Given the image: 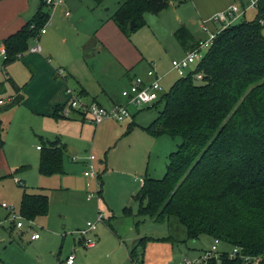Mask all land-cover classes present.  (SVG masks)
I'll return each mask as SVG.
<instances>
[{"label": "trees", "instance_id": "16d2710c", "mask_svg": "<svg viewBox=\"0 0 264 264\" xmlns=\"http://www.w3.org/2000/svg\"><path fill=\"white\" fill-rule=\"evenodd\" d=\"M102 1L95 0L97 5ZM170 1L122 0L111 18L129 35L146 24V14L156 15ZM256 8L253 21L242 19L216 35L194 70L202 73L200 82L192 74L178 77L155 103L163 101V109L144 129L154 136L179 137L181 142L169 154L163 177H145L132 199L137 203L136 216L154 221L176 216L189 239L208 235L264 261V0H258ZM48 16L47 10H39L3 40L4 66L27 50L28 41L38 37ZM175 37L186 48L196 44L184 27ZM20 102L18 95L11 105ZM134 126L128 125L125 133ZM3 133L0 122V148ZM39 138V173H63L65 144L59 138ZM47 210L46 194L24 189L20 213L26 219L45 215ZM123 213L131 214V208L125 206ZM149 239L142 237L129 248L131 262L136 260L137 248ZM220 259L221 264H243L240 256L229 259L226 251Z\"/></svg>", "mask_w": 264, "mask_h": 264}, {"label": "rangeland", "instance_id": "374dc122", "mask_svg": "<svg viewBox=\"0 0 264 264\" xmlns=\"http://www.w3.org/2000/svg\"><path fill=\"white\" fill-rule=\"evenodd\" d=\"M118 1L122 0L103 2L114 8ZM230 1L238 2L240 11H245V18L236 19L234 23L242 19L253 21L256 18L257 8L249 7L250 0ZM172 3L158 12L155 16L157 21L154 16L146 15L149 26L145 25L137 33L144 41L161 40L162 46L168 51L173 42L170 33L178 23L187 22L188 17L199 16L191 0H172ZM212 15L202 17V20L214 30L217 26L210 20ZM261 20L264 35V15ZM158 23L163 29L159 28ZM190 27L194 35L195 32L199 33L197 26ZM200 36L205 34L200 33ZM30 55L32 53L26 50L6 70H0V122L4 128L1 150L8 163L25 169L16 175L25 180V185L29 187L27 192H37L38 188L46 191L48 210L45 215L33 219V228L42 237L39 243L27 242L25 239L21 242L17 238L11 240L7 233L0 231V264H59L58 259L72 251L75 264H183L184 259L199 257L203 248L210 246L213 240L211 236L201 235L196 240L189 239L185 227L176 216L161 221H154L148 216H136L137 203L131 199L145 177H163L169 163V154L181 142L179 137L172 138L165 134L154 136L144 129L159 115L164 106L163 101L140 110L129 106L130 112L135 113L134 118L123 122L108 119L93 125L73 117V110L68 111L66 119H56L37 110L38 105L47 103L48 92L45 89H34L32 83L28 85L32 75L29 67L34 68L28 62ZM172 75L163 84L165 91L175 77L178 78L175 73ZM9 77L14 79L21 93V102L17 105H11L16 91ZM67 102L68 99L66 106ZM126 103L120 92L119 101L114 104ZM128 121L143 128L136 127L126 134ZM39 136L51 141L59 138L67 148L76 149L73 157L70 154L64 156L63 173L49 176L39 173L40 151L36 148V145H41ZM91 154L95 157L93 163L99 181L96 175L85 177L83 174L88 169L83 161ZM11 172L0 177V204L5 202L20 212L23 189L8 175ZM89 193H92L93 198L86 201ZM124 205L131 208V214L123 213ZM4 214L5 210L0 206V215ZM98 214L102 220L96 224L94 231L86 234V237L94 239L96 247H85L84 243L81 245L75 239L76 231L84 228L87 221L94 222ZM22 231L31 236L32 230L27 220H24ZM138 237H171V240L147 242L143 255H138V250L136 260L131 262L127 249L131 248ZM218 247L226 252L232 250V246L222 240ZM259 258L263 259L262 256Z\"/></svg>", "mask_w": 264, "mask_h": 264}, {"label": "crops", "instance_id": "0c3cea01", "mask_svg": "<svg viewBox=\"0 0 264 264\" xmlns=\"http://www.w3.org/2000/svg\"><path fill=\"white\" fill-rule=\"evenodd\" d=\"M103 1L97 5L95 0H66L63 5L56 8L51 13L49 12L50 23L46 25L45 33L38 34L37 37V44H39L41 51L32 53V55L28 56V62L32 63L34 67H29L32 75L28 85L32 83L31 85L32 87L34 86V89H45L48 92L47 103L38 105L39 107L37 110L45 112L56 119H66V114L70 111L68 110L67 113H63L66 107L65 103L68 99L66 93L67 87L78 92L85 102L96 101L103 106H111L119 101L120 92L129 87L135 76L141 77L145 83L150 82L152 77L147 74L150 68H153L156 73L162 77V84H164L168 76H173L172 74L175 73L171 67V61L183 57L185 52L190 49L186 48L187 44L183 45L177 40L175 37L176 31L180 27H184L189 32L191 41L197 42L200 39H204L206 33L201 30V24L204 22L202 17L224 11L231 4H238V2L232 3L230 0H191L199 16L196 18L188 17L187 22L178 23V26L170 33V36L173 37V42L171 44V50L168 51V49L162 46L161 40L153 39L154 41L152 40V42L148 40L144 41L142 36L137 34L139 29L145 25L149 26L147 20L144 26L129 35L123 33L111 18L112 13L120 2L118 1L113 8L104 4ZM170 4H173L172 0ZM41 9L43 11L47 10L46 7L42 8V0H0V70H6L5 68L9 65H3V40L20 30L27 22L32 20ZM65 11H69L70 14L65 15ZM156 15L152 16H154V19L157 21V18H155ZM242 17L245 18V11L242 15L237 17V19ZM190 25L197 26L199 33L195 32L196 35H194L193 32L190 31V29L192 30ZM159 28L163 29L161 24H159ZM200 33L205 34V36H200ZM34 43V39H31L28 41V46ZM25 52L26 50L19 53L21 57ZM58 70H61L62 74H59ZM9 78L13 84L17 86L14 79L12 77ZM26 78H28V74ZM175 80L176 77L170 85H172ZM17 87L19 88V86ZM18 95L21 96V93L17 92L16 96ZM121 97L124 98L122 94ZM134 115L135 113H132L130 117L132 120ZM73 117H78L82 122L86 121L91 123L85 117L81 116L80 113L74 112ZM130 124H134L133 121L127 122V126ZM136 127L143 128L138 125L134 126L130 131L134 130ZM39 145L40 144L36 145L38 151L41 149L38 148ZM65 147L66 151L64 156L70 154L73 157L76 154V149L74 147L67 148L66 144ZM1 148L0 177H2V175L6 176L7 172L12 171L8 175L15 179L17 186L21 187L23 191L24 189L26 191L29 187L25 185V180L20 178L19 175H16L22 172V170L25 171V169L22 168L17 170L20 166L17 167L12 163H8ZM87 160L88 157L83 161L85 167ZM18 180H20L21 185L18 184ZM36 191L37 192L34 193L41 192L46 194L43 188H38ZM86 201L91 200L86 199ZM125 206L128 205H124V207ZM2 209L5 210L3 207ZM6 217L7 211L5 210V214L0 215V231L7 233L11 240L17 238L21 240V242H24L25 239L27 242L32 243H39L42 241L39 232V238L32 240L30 234H24L22 231L23 228H15ZM77 238L75 239L82 245V239ZM140 238L142 237L136 238L133 241V245L136 244ZM149 238L151 239L144 242L143 248H137V251L140 250L139 253L137 252L138 255L140 253L143 255L146 243L149 241L171 240V237ZM95 247L96 245L91 248ZM127 251L129 252V248ZM66 256L67 255H65V257ZM65 257L58 259V263L64 264Z\"/></svg>", "mask_w": 264, "mask_h": 264}, {"label": "built area", "instance_id": "2783aa9c", "mask_svg": "<svg viewBox=\"0 0 264 264\" xmlns=\"http://www.w3.org/2000/svg\"><path fill=\"white\" fill-rule=\"evenodd\" d=\"M258 0H250L249 7H257ZM44 6L46 7L48 13L53 12L56 8L63 5L66 0H42ZM244 12L240 11L238 4H231L226 10L215 13L211 16V21L217 26L214 30H211L206 21L201 24V30L206 33L204 39H200L196 44L188 49L184 56L181 58H176L171 61V67L174 70L175 74L178 77H187L188 74H192L194 80L201 81L202 73H194L196 65L201 61L205 55L208 48L212 45L216 35L225 27L234 23V21L242 15ZM69 11H65V15H69ZM50 23V14L43 25L39 30L38 34H43L46 31V25ZM262 23V21H261ZM35 43L31 46H28L27 51L30 53H38L41 51L39 44H37V37L34 39ZM17 57H21V54H18ZM59 74H62L61 70H58ZM147 74L152 77V80L148 83H145L141 77L135 76L129 87L121 91L122 96L127 101L126 104H113L111 106H103L96 101L85 102L82 100L80 94L74 91L72 88L67 87L66 93L68 95L67 106L63 110V113H67L68 110H73L77 113H80L81 116L85 117L89 122L94 125H98L105 120L112 119L117 122H123L124 120L130 118L132 113L129 110V106H133L136 110L141 109L142 107H150L154 105L159 98L166 92L162 84V77L156 73L153 68H150L147 71ZM1 102V100H0ZM40 148V146H38ZM94 155H89L87 160V170L84 171L85 177H93L96 175L97 180L99 181V175L96 172L94 161ZM97 181V185H98ZM99 187V185H98ZM97 193L99 191L97 190ZM93 198L92 193H89L86 196L87 200ZM1 206L7 211L6 219L10 221L13 226L17 229L24 227V220L28 221V225L32 230L31 239L35 240L39 238V233L33 228V220L26 219L20 212H17L14 206L8 205L5 202L1 203ZM102 220L100 214L97 215L94 222L87 221L86 226L82 229L76 231L78 239H82L84 246L93 247L95 241L92 238L86 237V234L90 231H94L96 223ZM220 239L214 238L211 245L208 248H205L201 255L195 259L189 260L184 259L183 264H210L215 262V264H221V254L224 252L219 250ZM229 259H232L236 256H240L243 260V264H264V261H261V258L257 256H249L241 253V247L234 246L231 251H227ZM74 252H70L64 259V264H75Z\"/></svg>", "mask_w": 264, "mask_h": 264}, {"label": "water", "instance_id": "95a60500", "mask_svg": "<svg viewBox=\"0 0 264 264\" xmlns=\"http://www.w3.org/2000/svg\"><path fill=\"white\" fill-rule=\"evenodd\" d=\"M132 23V22H131ZM71 152V151H70Z\"/></svg>", "mask_w": 264, "mask_h": 264}]
</instances>
